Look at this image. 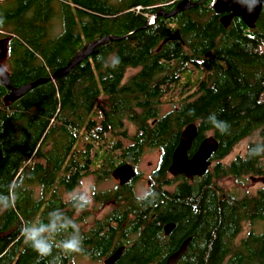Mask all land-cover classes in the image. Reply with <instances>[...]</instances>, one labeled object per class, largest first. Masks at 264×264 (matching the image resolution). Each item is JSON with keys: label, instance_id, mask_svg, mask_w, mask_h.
Wrapping results in <instances>:
<instances>
[{"label": "trees", "instance_id": "obj_1", "mask_svg": "<svg viewBox=\"0 0 264 264\" xmlns=\"http://www.w3.org/2000/svg\"><path fill=\"white\" fill-rule=\"evenodd\" d=\"M179 1L0 0L10 84L47 79L12 101L0 81V264H73L76 255L104 262L120 246L113 264H166L189 236L176 264H264V185L236 192L245 176L264 177V151L253 154L264 149V3L252 28L239 16L223 21L215 0L157 15ZM127 69L136 72L124 81ZM163 104L170 109L161 113ZM190 123L197 135L189 154L212 135L214 164L191 180L173 178L172 153ZM246 138L245 153L222 162ZM147 149L160 154L151 195L138 199L133 181L92 186V201L109 210L87 225L88 201L65 195L88 176L99 182L137 164ZM226 177L236 189L218 183ZM25 227L48 229L49 254L25 242ZM73 237L80 252L62 247Z\"/></svg>", "mask_w": 264, "mask_h": 264}, {"label": "water", "instance_id": "obj_2", "mask_svg": "<svg viewBox=\"0 0 264 264\" xmlns=\"http://www.w3.org/2000/svg\"><path fill=\"white\" fill-rule=\"evenodd\" d=\"M199 2H193L191 0H180L175 8L167 14H163V10H159L157 14L165 15V17L173 16L179 11L194 8ZM264 0H215L214 9L217 13H225L228 15L223 17V21H227L232 16H239L246 26L252 28L261 10ZM116 37H106V39L112 40ZM178 38V31L174 33L169 39ZM105 39V38H104ZM104 39L97 40L91 43L82 55L77 56L74 61L67 63L55 70L52 74L53 77H62L82 58L90 55L95 46L100 44ZM47 79H37L33 82L25 83L20 87H13L8 78L7 69L0 64V81L9 90L7 98L12 101L28 89L35 87L38 84L45 82ZM197 135V127L194 123L186 125L179 137V142L172 153V160L168 167V172L171 175L182 174L188 179H192L194 176H202L210 165V157L213 152L216 151L218 144L217 140L209 135L204 137L199 143L196 152L189 157L188 150L191 148L192 142ZM113 175L119 181V185L129 183L136 177V170L131 163L125 162L114 169ZM174 227L173 223L165 225V231L169 233ZM191 237H187L179 248L170 254L166 259V264H176L179 259L187 252ZM124 246H120L110 257H108L104 263L113 264L122 254Z\"/></svg>", "mask_w": 264, "mask_h": 264}, {"label": "rangeland", "instance_id": "obj_3", "mask_svg": "<svg viewBox=\"0 0 264 264\" xmlns=\"http://www.w3.org/2000/svg\"><path fill=\"white\" fill-rule=\"evenodd\" d=\"M57 21H59V17L54 18V23H55V29H53L54 34H56L60 30V25L56 23ZM4 57H5V43L4 41H2L0 42V64L1 63L4 64L5 62ZM135 72H136V69H127V71L125 72L124 81H126L127 78L133 75ZM169 109H170L169 104H163L161 108V113H164L168 111ZM126 125L128 127L129 133H133L135 131V127L133 124L128 123ZM250 140H251L250 138H246V139L241 140L239 143H237L235 147L232 149V151L230 152V154L225 159H223L222 162H228L232 158H234L236 155H243L245 153L247 143ZM158 162H159V151L157 149H147L142 154L140 161L137 164H135L136 171H138L140 174L139 178L136 180L138 196H142L147 192L148 190V184L146 183L147 179L150 178V174L155 169V167L158 165ZM213 164L214 162L211 165ZM113 177L114 175L112 174L110 178L97 182L96 177L88 176L87 178H84L81 181L78 188H76L71 194L65 195V198H68L71 195H74V196L78 195L80 199H82L83 201H88L89 208L85 209V211H87V214L85 215L87 225H90L96 219L101 218L104 215V213H106L109 210V206L100 207L99 203H94V201H92L93 198H92V193H91V187L96 186V188L100 190L116 188V186L118 185V182H117V179ZM218 183L222 187H226L229 189H234V188L236 189V186H237L231 177L222 178L218 181ZM263 185H264V177L247 175L244 177V182H242V186L238 185L240 188L236 190V192L239 195H243V194L251 195V194H254L256 190L258 188H261ZM82 211L81 209L77 210L76 215L82 213ZM247 229H248V226L245 225L243 231L238 235L237 238L244 236ZM73 262H74L73 264H105L102 261H97V262L92 261L81 255H76L73 259Z\"/></svg>", "mask_w": 264, "mask_h": 264}, {"label": "clouds", "instance_id": "obj_4", "mask_svg": "<svg viewBox=\"0 0 264 264\" xmlns=\"http://www.w3.org/2000/svg\"><path fill=\"white\" fill-rule=\"evenodd\" d=\"M264 149H256L253 154H260ZM151 193H145L144 196L138 197V199H146ZM52 230H55V226H52ZM48 231L44 227H25L23 229V235L25 237V242H31L32 246L40 252L42 255H47L51 251V244L43 237V234ZM65 251L69 252H80L81 251V242L78 238H71L63 243L62 245Z\"/></svg>", "mask_w": 264, "mask_h": 264}, {"label": "flooded vegetation", "instance_id": "obj_5", "mask_svg": "<svg viewBox=\"0 0 264 264\" xmlns=\"http://www.w3.org/2000/svg\"><path fill=\"white\" fill-rule=\"evenodd\" d=\"M225 13H227V12H225ZM227 14H228V13H227ZM157 15H158V14H157ZM191 146H192V145H191ZM197 148H198V147H197ZM190 149H191V148H190ZM190 149H189V150H190ZM189 150H188V155H189V157H191V156L196 152L197 149H196L195 152L192 153L191 155L189 154ZM159 156H160V154H159ZM211 157H212V155H211ZM211 157H210V165L208 166V168H209L210 166H212L211 164L213 163ZM133 166H134V168H135V170H136L135 165H133ZM157 166H158V165H157ZM157 166H156V167H157ZM156 167H155V169H156ZM155 169H154V170H155ZM154 170H153V171H154ZM153 171H152V172H153ZM169 174H170V173H169ZM139 175H140L139 172L136 171V177H135L133 180H131V181H133V186H134V188H135V191H134V192H135L136 194H137V183H136L137 181H136V180L139 178ZM150 175H151V174H150ZM170 175H171V174H170ZM178 176H184V175H182V174L171 175V177H173V178L178 177ZM184 177H185V176H184ZM194 177H199V176H194ZM194 177H193V178H194ZM185 178H186V177H185ZM193 178H192V179H193ZM149 179H150V178H149ZM149 179H147V182H146L148 185H149V183H150V180H149ZM187 179H188V178H187ZM189 180H191V179H189ZM117 182H118V184H119L118 179H117ZM137 195H138V194H137ZM173 228H174V227H173ZM171 231H172V230H171ZM171 231H170L169 233H167V232L165 231V228H164V233H166V234H170Z\"/></svg>", "mask_w": 264, "mask_h": 264}, {"label": "bare ground", "instance_id": "obj_6", "mask_svg": "<svg viewBox=\"0 0 264 264\" xmlns=\"http://www.w3.org/2000/svg\"><path fill=\"white\" fill-rule=\"evenodd\" d=\"M114 178V177H113Z\"/></svg>", "mask_w": 264, "mask_h": 264}]
</instances>
